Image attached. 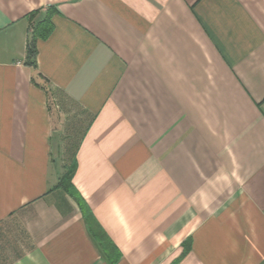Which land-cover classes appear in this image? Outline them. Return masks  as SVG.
I'll list each match as a JSON object with an SVG mask.
<instances>
[{
  "label": "crops",
  "instance_id": "obj_1",
  "mask_svg": "<svg viewBox=\"0 0 264 264\" xmlns=\"http://www.w3.org/2000/svg\"><path fill=\"white\" fill-rule=\"evenodd\" d=\"M0 264H264V0H0Z\"/></svg>",
  "mask_w": 264,
  "mask_h": 264
},
{
  "label": "trees",
  "instance_id": "obj_2",
  "mask_svg": "<svg viewBox=\"0 0 264 264\" xmlns=\"http://www.w3.org/2000/svg\"><path fill=\"white\" fill-rule=\"evenodd\" d=\"M52 30V23L50 21V15L37 22L32 32L29 36L27 42V54L26 61L32 65L36 63V40L38 38H45ZM75 164H71L61 180L57 183V187L63 188L65 191L69 192L79 205L81 214L87 226L88 232L92 239L97 243V246L101 254L111 263L120 257L119 252L115 249L114 245L111 243L105 232L99 227L96 222L91 210L83 200V198L77 193L75 188L71 183L72 174L74 172ZM110 248V249H109ZM109 251V252H108Z\"/></svg>",
  "mask_w": 264,
  "mask_h": 264
},
{
  "label": "rangeland",
  "instance_id": "obj_3",
  "mask_svg": "<svg viewBox=\"0 0 264 264\" xmlns=\"http://www.w3.org/2000/svg\"><path fill=\"white\" fill-rule=\"evenodd\" d=\"M110 249V248H109ZM109 252V251H108Z\"/></svg>",
  "mask_w": 264,
  "mask_h": 264
}]
</instances>
